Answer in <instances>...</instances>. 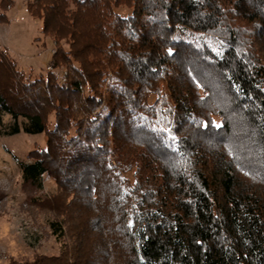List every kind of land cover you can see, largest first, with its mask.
I'll return each instance as SVG.
<instances>
[{"label": "trees", "instance_id": "obj_1", "mask_svg": "<svg viewBox=\"0 0 264 264\" xmlns=\"http://www.w3.org/2000/svg\"><path fill=\"white\" fill-rule=\"evenodd\" d=\"M24 5L51 70L0 52V134L45 135L18 167L62 247L9 264H264V0Z\"/></svg>", "mask_w": 264, "mask_h": 264}, {"label": "rangeland", "instance_id": "obj_2", "mask_svg": "<svg viewBox=\"0 0 264 264\" xmlns=\"http://www.w3.org/2000/svg\"><path fill=\"white\" fill-rule=\"evenodd\" d=\"M13 1L5 12L7 23L0 24V52L27 75L44 74L51 70L54 42L41 34L42 23L29 14L24 0ZM64 72L58 74L59 83ZM2 122L10 124V116L3 115ZM45 144L44 134H0V264L60 254L62 242L52 235L50 226L57 215L42 202L57 194V186L45 175L40 191L24 187L18 167V162L26 161L30 152Z\"/></svg>", "mask_w": 264, "mask_h": 264}, {"label": "built area", "instance_id": "obj_3", "mask_svg": "<svg viewBox=\"0 0 264 264\" xmlns=\"http://www.w3.org/2000/svg\"><path fill=\"white\" fill-rule=\"evenodd\" d=\"M48 70H50V67H48ZM65 76H66V71L63 73V75H62V77H61V79H60L61 83H64V81H65Z\"/></svg>", "mask_w": 264, "mask_h": 264}]
</instances>
